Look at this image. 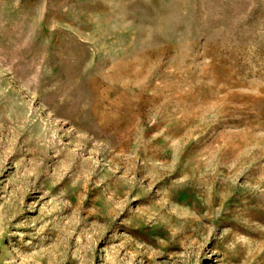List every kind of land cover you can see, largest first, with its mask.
I'll return each instance as SVG.
<instances>
[{
    "label": "rangeland",
    "instance_id": "rangeland-1",
    "mask_svg": "<svg viewBox=\"0 0 264 264\" xmlns=\"http://www.w3.org/2000/svg\"><path fill=\"white\" fill-rule=\"evenodd\" d=\"M0 264H264V0H0Z\"/></svg>",
    "mask_w": 264,
    "mask_h": 264
}]
</instances>
